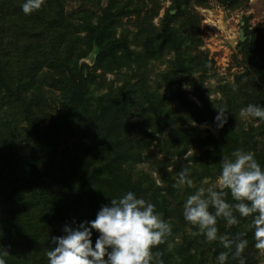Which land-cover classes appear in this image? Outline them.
<instances>
[{"label": "trees", "instance_id": "16d2710c", "mask_svg": "<svg viewBox=\"0 0 264 264\" xmlns=\"http://www.w3.org/2000/svg\"><path fill=\"white\" fill-rule=\"evenodd\" d=\"M77 1L42 0L40 9L26 15L21 9L23 0H0L3 264H47L45 253L54 246L52 237L64 235L65 225L77 227L82 221L95 219L101 206L110 204L111 197L129 190L151 201L155 212L165 220L170 219L171 202L180 205L179 213H183L181 200L187 188L195 190L198 184L173 187L184 167L190 168L195 182L206 177L215 179L222 156L235 149L251 151L264 167V150L259 149L255 137L258 128L264 135V121L260 120L259 127L247 128L239 116V110L249 103L264 106V77L259 80L257 97L245 103L241 86H219L222 98L217 107L226 109L227 122L218 128L214 121L216 107L189 102L181 87L177 95L163 96L150 89L148 78L141 74L146 71L141 69L143 60H158L165 51L174 52L176 78L193 83L196 92L207 97L198 83H204L213 61L207 53L196 61L184 50L199 30L189 4L203 5L207 0H190L189 4L172 0L159 24L141 25V40L138 46L134 43L136 47L126 32L116 34L117 28L128 15L154 14L160 0H108L106 6L102 0ZM239 1L222 0L229 5ZM256 41L247 38L238 42L239 52L251 66L260 57L252 49ZM109 73L116 74V79H109ZM182 100L188 105L189 118L183 111L169 110L170 104ZM130 111L135 123L129 121ZM47 118L49 124L43 125ZM193 122L211 123L217 131H206L207 138L205 130ZM75 126L79 133L75 146L57 150L59 137ZM166 130L171 146L168 152L178 146L184 152L198 148L187 159L166 157L159 161L162 168L158 172L165 188L149 182L151 192L146 196L144 184L134 179L135 163L149 150L156 133ZM225 199L232 202L230 193ZM236 215L239 223L231 226L218 218V234L247 239L242 253L245 264H259L254 255L259 250L249 227L251 217ZM168 221L171 232L152 249L161 254L164 264H217L216 257L222 251L228 252L225 264H238L233 258L234 246L229 251L218 240L206 241L183 216L177 222ZM97 235L93 230V242Z\"/></svg>", "mask_w": 264, "mask_h": 264}, {"label": "clouds", "instance_id": "9594fccd", "mask_svg": "<svg viewBox=\"0 0 264 264\" xmlns=\"http://www.w3.org/2000/svg\"><path fill=\"white\" fill-rule=\"evenodd\" d=\"M41 6L42 0H23L21 9L27 15ZM181 87L190 90L191 84L186 82ZM216 108L214 121L220 128L227 122L226 109ZM239 116L264 121V106L249 103L239 110ZM190 171L188 167L182 168L173 187L191 188ZM229 193L232 202L225 199ZM236 213L251 217L249 227L254 246L264 251V167L251 151L243 149L223 155L214 182L209 183L205 178L183 202L184 220L195 226L206 241L218 240L229 251L234 246L233 258L238 264H245L242 253L247 239H230L226 234H218V218L228 226L236 225L239 223ZM93 230L98 233L95 242ZM63 232L64 235L52 237L54 246L45 253L47 264H164L161 254L152 249L171 232V227L155 212L152 202L129 190L119 197H111L110 204L102 205L95 219L82 221L77 227L65 225ZM227 259L226 251L216 257L217 264H225Z\"/></svg>", "mask_w": 264, "mask_h": 264}, {"label": "rangeland", "instance_id": "374dc122", "mask_svg": "<svg viewBox=\"0 0 264 264\" xmlns=\"http://www.w3.org/2000/svg\"><path fill=\"white\" fill-rule=\"evenodd\" d=\"M189 1L190 0H185L187 4H189ZM76 2L78 1L76 0ZM107 2L108 0H102V5L106 6ZM147 2L149 3V0ZM160 2L159 8L154 9L155 11L153 13L155 15L151 12H136V16L131 14L125 17L123 22H121L120 26L117 28L116 34L126 32L133 45L136 42L135 45L138 46L137 44L139 43V40H141V25H148L151 22L155 25L159 24L161 17H163L166 8L171 5L172 0H160ZM187 4H184V6ZM75 5L76 3L73 2V6ZM189 5L191 6V11L195 13V24L197 22L199 23L197 25L199 30L197 29L195 34L197 38H201L202 40L201 42H197V38L194 40L189 39L188 45L184 47V50H186L188 55H192L196 61L201 58L202 53H207L208 58L213 61L210 70H208V76L204 79V83H198L199 86L205 89L207 97L197 93L196 88H194L195 86L192 85L193 83L191 84L190 90H185L181 87L182 84L186 82L188 83V81L185 79L180 81L179 78H176V58L174 52L170 53L169 51H165L164 55L158 60H143L141 69L144 68L146 71H142L141 74L145 78H148V83L151 87L150 89L163 94V96H169L171 94L175 96L178 94L176 93L178 90L177 88L181 87L187 94L189 102L192 101V103L197 104L199 107H202L204 106V103H207L213 109L222 98L219 86L224 87L229 85L230 87L238 88L241 86L242 88H240V90L243 89L242 93L245 97L242 99L243 103L252 97H257L259 93L258 91H261L259 88V80L264 77V51L263 54L261 52L262 47L264 48V0H240L237 4L233 5L225 4L222 0H207L203 5L195 2H191ZM242 21L245 22L244 25H242ZM192 24L193 23H191V25ZM243 27L247 38L250 40H257L252 46V49L254 54L259 55L260 57L256 62L252 61L253 66L246 63L243 59L242 53L239 52L240 48L238 42L240 41V29ZM189 30L194 33L193 28H189ZM135 45L134 47H136ZM248 71H250V73H247ZM116 77L117 76L114 73L108 74L109 79H116ZM103 91H106V89ZM187 106L186 100H182L179 104L177 102L170 104L169 110L174 109L177 112L183 111L184 116H188L189 118L190 111L187 109ZM129 115V121L135 123V115H132V111H130ZM241 121L247 128L250 126H260V120L258 118L246 119L241 117ZM49 122L50 120L47 118L43 125H47ZM193 125L205 130L204 135L207 138L209 137L208 133H215L217 131L211 123L200 125L197 122H193ZM168 131L169 130L156 133V138L150 145L149 150H145V152L143 151V158L135 163L134 179H139L144 184L145 188L148 190L146 196L151 192L149 182L155 181L159 186L165 188V183L162 181L158 172L162 168L159 161H162V159L166 157L174 160H184L188 158L189 153L197 151L198 146L192 147V149L187 152L183 151V148H181L182 146H178L180 148L176 147L174 152H168V149L171 147L166 137ZM206 131H208V133ZM260 133L261 130L258 128L255 137L258 140L259 149L264 150V135L261 136ZM78 134L77 126H75L73 130H69L68 133L59 137L56 149L62 150L66 147H74ZM180 139L181 137H179L177 142ZM189 163H191V161H189ZM169 168H172V165H170ZM191 178L193 179V185L198 183L197 187H200L202 181L205 179L204 178L199 183L195 182V177L191 176ZM206 178L209 183H212L215 180L211 177ZM187 190V195L195 191L188 188ZM186 197L181 200V203L184 202ZM144 199L146 200V198ZM170 209L172 211H170L171 216L170 219H167L177 222L178 217L183 216V213H179L182 210L181 206L175 202H171ZM159 216L163 219L162 215ZM167 219L163 220L169 223L170 221ZM175 240L177 241L179 238H176ZM254 255L259 264H264V251L259 250L258 253L255 252Z\"/></svg>", "mask_w": 264, "mask_h": 264}, {"label": "water", "instance_id": "95a60500", "mask_svg": "<svg viewBox=\"0 0 264 264\" xmlns=\"http://www.w3.org/2000/svg\"><path fill=\"white\" fill-rule=\"evenodd\" d=\"M244 21H242V25H244ZM241 31H240V40L241 41H245L246 39H247V36H246V34H245V29H244V27L243 28H241L240 29Z\"/></svg>", "mask_w": 264, "mask_h": 264}]
</instances>
